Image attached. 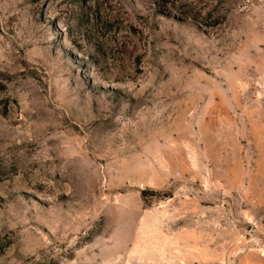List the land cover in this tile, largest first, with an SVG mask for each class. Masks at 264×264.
Masks as SVG:
<instances>
[{
	"label": "rangeland",
	"instance_id": "obj_1",
	"mask_svg": "<svg viewBox=\"0 0 264 264\" xmlns=\"http://www.w3.org/2000/svg\"><path fill=\"white\" fill-rule=\"evenodd\" d=\"M0 264H264V0H0Z\"/></svg>",
	"mask_w": 264,
	"mask_h": 264
}]
</instances>
